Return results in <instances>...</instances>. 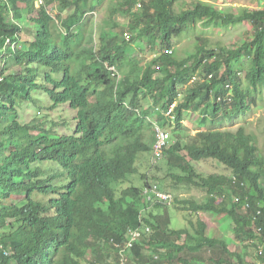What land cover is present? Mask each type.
I'll list each match as a JSON object with an SVG mask.
<instances>
[{
    "label": "trees",
    "instance_id": "16d2710c",
    "mask_svg": "<svg viewBox=\"0 0 264 264\" xmlns=\"http://www.w3.org/2000/svg\"><path fill=\"white\" fill-rule=\"evenodd\" d=\"M36 1L0 0V51L5 48L0 75L10 64L22 69L0 82V264H105L117 260V245L123 247L128 231L139 226L150 231L144 230L127 254L128 264H248L243 248L233 250V239H212L205 222L191 219L193 214L227 215L235 241L256 239L252 227L264 224V155L248 128H209L164 149L167 165L179 172L172 176L171 188L204 194L201 201L173 198L172 206L189 213L188 227L172 229L169 205L146 200L142 191L151 186L148 181L119 193L117 188L137 173V156L151 150L144 137L151 124L142 117L147 98L161 106L158 122L168 120L161 113L177 102L178 129L184 127V112L200 105L201 121L210 116L211 127L220 113L245 116L260 107L264 10L239 15L203 0H140L139 9V0H42L39 7ZM108 2L115 13L129 16L130 41L161 51L140 74L122 35L107 30L98 48L93 45L91 22L84 19ZM54 3L72 13L53 18L49 10ZM244 21L253 35L236 48L198 35L187 58H177L173 51L174 39L186 28L207 29L218 22L228 28ZM21 34L31 39L23 40ZM37 92L51 101L48 111L70 106L73 135H56L52 121L48 129V116L40 117L41 124L20 123V102L36 107L32 94ZM202 160L225 166L237 185L231 187L232 178L202 177L193 165ZM48 162L51 173H46ZM257 258L264 264V256Z\"/></svg>",
    "mask_w": 264,
    "mask_h": 264
},
{
    "label": "rangeland",
    "instance_id": "374dc122",
    "mask_svg": "<svg viewBox=\"0 0 264 264\" xmlns=\"http://www.w3.org/2000/svg\"><path fill=\"white\" fill-rule=\"evenodd\" d=\"M186 2L197 1V0H185ZM209 1L217 7H228L230 12H234L235 14L239 13L241 15L242 10H246L249 12L264 10V0H203ZM114 4L111 2L105 3L102 7L99 8L97 12H93L87 14L84 22H91L93 32V45L96 49L99 46V40L101 38L102 32L107 30L111 31L114 34L122 35V38L129 41V59H133L138 64L137 74H140L144 68H146L151 61L161 53L159 49L156 48V51L151 52L147 49V47L139 40L130 41L128 38L130 37V32L128 31L129 26V16L126 13L120 12V10L115 13ZM40 6V4H39ZM49 13L55 17H61L62 19L66 18V16L72 13V9L63 11L61 10L55 3L51 6ZM116 24V25H115ZM118 25V27H116ZM128 28V29H127ZM107 31V32H109ZM201 36L212 41H219L222 45L227 48H236L244 40L247 38V35L252 37L251 26L248 22H241L240 24H236L235 26H230L228 28H224L218 22L215 26H212L207 29H202L197 27L196 30L192 31V28H186L183 30L181 36L179 38L174 39L173 51L176 53L177 58H181L183 56L187 58L190 56L195 48V37ZM23 40H30L31 36L28 35H20ZM22 43V42H21ZM6 46V44H5ZM12 47L21 48V45L13 44ZM95 49V48H94ZM95 49V50H96ZM5 48L1 49V52H4ZM191 53V54H190ZM154 69H157L155 65ZM21 67L10 64L9 69L5 71L3 77L6 76H16L21 74ZM194 80V79H193ZM186 86L180 88V91H184ZM228 95V94H227ZM183 93L180 95L179 99L182 100ZM32 97L36 102V107H40V110H37L33 104L29 103L25 105L23 102H20L21 108H17L18 112V120L21 124H29L31 121L35 124H41V116H48L50 120L47 124V128L51 127V123L54 122L56 126L54 127L53 132L56 135H66L71 136L75 133L76 122L74 120V112L71 111L70 106L68 104L60 105L54 111H48V107L51 105V101L45 94L42 92L33 93ZM260 107L253 108L245 116L232 117L231 115L223 116L220 113L216 118L215 124L216 126L211 127V121L213 118L210 116L205 118L206 120L201 121L203 117L204 106L200 105L195 110L184 112L185 121L183 123V129L175 128V124H170L168 122H164V129L168 132L170 136V143H173L175 139H179L183 143H187L190 140V137L195 135L197 132H204L209 128H220L227 130H236L240 126H244L252 131L258 139L259 149L262 151L264 155V96L262 100L258 102ZM144 113H147L146 116H143L145 119V123L149 124V120H154L160 110L161 106L157 104L156 106L151 101V98H147L146 101L142 103ZM158 109V110H157ZM219 117H222L220 120ZM52 121V122H51ZM162 124V123H159ZM145 143L152 146L154 141V126H149L146 128V132L144 134ZM165 156L160 155L159 157H155L150 150L149 152L140 153L137 156L136 167L137 173L135 175H131L126 179V183L117 188V193L119 191L124 190L127 187H142L143 183L148 181V183H156L161 190L164 189L167 191L166 193L173 196V198L177 197L182 200H190L193 199L195 201H201L204 194L196 189H185L180 186L177 189L171 188V183L173 182L172 176L179 175L177 170L170 168L167 165ZM48 168L46 173H51L50 162L45 163ZM194 169L197 173H199L204 178H209L210 180L215 179L217 176L231 179V171L226 169L225 166L219 164L214 160H202L196 163H193ZM42 167V165L40 164ZM56 168L55 171L58 170V167L54 165ZM46 168V169H47ZM144 175L146 179L142 177ZM233 182L231 183V187L237 185L238 181L234 177L232 178ZM59 181V180H58ZM56 183V182H54ZM230 184V183H229ZM242 184V183H241ZM264 188V184L262 183ZM20 199L19 197H11V200L15 201ZM222 200V198H221ZM236 202V199L233 198L232 204ZM169 214L171 216V228L179 229L182 227H188L187 219H190L189 213L175 206H169ZM193 222L197 220H201L205 222L208 226L206 235L212 239H217L222 235H226L233 239L236 245L233 247V250L236 252H240L243 248L247 252V248L244 246H248V241L246 240L243 244L239 241H235L232 236L231 229L233 225L229 222V217L220 216L216 217L207 213L199 214V216L194 215L191 217ZM10 222V221H8ZM184 241V237L180 240V242ZM242 252V251H241ZM253 251L250 252V255L247 254L245 261L253 262L255 260L253 256ZM147 255L153 256L152 252H149ZM159 259L166 261L167 259L164 256H158ZM108 261V260H107ZM13 264V263H10Z\"/></svg>",
    "mask_w": 264,
    "mask_h": 264
},
{
    "label": "built area",
    "instance_id": "2783aa9c",
    "mask_svg": "<svg viewBox=\"0 0 264 264\" xmlns=\"http://www.w3.org/2000/svg\"><path fill=\"white\" fill-rule=\"evenodd\" d=\"M38 5L42 4V0H38ZM137 7H140L138 4ZM113 70V69H110ZM3 79V75H0V82ZM169 135L161 129H157L155 133V140L152 145V153L155 157H159L162 154L163 149L167 145ZM142 195L146 197V200L152 204L161 203L164 205H168L172 201V197L169 194H166L158 189L157 186H145L142 191ZM149 232V228L144 229L142 226H139L135 229H130L128 231V237L123 247H119L117 245L118 257L117 261H108L106 264H128V253L133 249L134 245L141 239L142 233Z\"/></svg>",
    "mask_w": 264,
    "mask_h": 264
},
{
    "label": "clouds",
    "instance_id": "9594fccd",
    "mask_svg": "<svg viewBox=\"0 0 264 264\" xmlns=\"http://www.w3.org/2000/svg\"><path fill=\"white\" fill-rule=\"evenodd\" d=\"M38 0L36 1V5H37V7H39V5H38ZM138 4H140V7H141V1L139 0L138 1V3H137V5H136V9H139L140 7H137L138 6ZM10 44V41H7L6 42V45H9ZM166 52L167 53H170V54H172V50H166ZM4 55V52H1L0 51V57H2ZM3 63L4 62H0V70H1V68H2V66H3ZM108 69V71L110 72V73H112V76L113 77H116V79H118L119 80V78L121 79V77H120V75L116 72V70H115V68L114 67H108L107 68ZM110 69H113V70H110ZM157 69H158V67H157ZM4 74H5V72H4ZM3 74V75H4ZM4 78V77H3ZM194 79H197V77H195ZM176 106H177V102H174L170 107H169V109L167 110V111H165V112H163L162 111V113L161 114H163V116L165 117V118H167L168 120H165V121H161V122H158L157 120H156V118L154 119V120H149V123L151 124V126H154V140H155V133H156V130L157 129H161V130H163L164 132H166L167 134H168V132L164 129V125H165V123L164 122H168V123H170V124H175L176 125V123H175V116H174V110H175V108H176ZM158 110V109H157ZM159 111V110H158ZM137 113L138 114H140L138 111H137ZM159 114V112L157 113V115ZM157 115H156V117H157ZM143 117V116H142ZM185 121V120H184ZM184 121L183 122H181V124L183 125V123H184ZM159 123H162V124H159ZM169 135V134H168ZM170 136H169V138H168V141H167V145H166V147L167 146H169L170 144H169V142H170ZM153 143H154V141H153ZM153 143H152V145H153ZM165 147V148H166ZM164 148V149H165ZM164 149H163V151H164ZM151 151H152V146H151ZM163 151H162V154H163ZM161 154V155H162ZM149 184H151V186L152 185H155V186H157V184H155V183H149ZM264 184V183H263ZM159 189V188H158ZM160 190V189H159ZM161 191V190H160ZM163 192V191H162ZM164 193H166V192H164ZM166 194H168V193H166ZM170 195V194H169ZM171 197H172V201H171V203L170 204H168L169 206L172 204V202H173V196L171 195ZM246 208H250V206L249 205H246ZM257 215H259V211L256 213ZM229 222H230V220H229ZM232 224V223H231ZM253 228V233H254V235H255V237H256V239L255 240H253V241H248V245H249V248H247V254L248 255H250V252L251 251H253L254 253H253V256H254V258H255V260L253 261V262H251V261H249L248 262V264H261L260 263V259L259 258H257V257H263L264 256V224H262V225H260V226H258V225H255V227H252ZM149 231H150V229H149ZM252 244V245H251ZM6 254V253H5ZM118 257V256H117ZM128 260H129V255H128ZM110 261H117V260H110ZM108 262V261H107ZM106 262V263H107ZM105 263V264H106ZM128 263H129V261H128ZM246 263H247V261H246Z\"/></svg>",
    "mask_w": 264,
    "mask_h": 264
},
{
    "label": "crops",
    "instance_id": "0c3cea01",
    "mask_svg": "<svg viewBox=\"0 0 264 264\" xmlns=\"http://www.w3.org/2000/svg\"><path fill=\"white\" fill-rule=\"evenodd\" d=\"M249 261L247 260V263H248Z\"/></svg>",
    "mask_w": 264,
    "mask_h": 264
},
{
    "label": "bare ground",
    "instance_id": "6f19581e",
    "mask_svg": "<svg viewBox=\"0 0 264 264\" xmlns=\"http://www.w3.org/2000/svg\"><path fill=\"white\" fill-rule=\"evenodd\" d=\"M42 6V5H41Z\"/></svg>",
    "mask_w": 264,
    "mask_h": 264
}]
</instances>
